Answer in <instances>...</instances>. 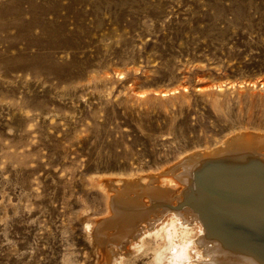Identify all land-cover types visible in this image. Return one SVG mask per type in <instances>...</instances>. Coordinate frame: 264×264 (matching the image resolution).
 <instances>
[{"label": "rangeland", "instance_id": "obj_1", "mask_svg": "<svg viewBox=\"0 0 264 264\" xmlns=\"http://www.w3.org/2000/svg\"><path fill=\"white\" fill-rule=\"evenodd\" d=\"M233 135L264 140V0H0V264H182L153 229L101 256L81 178Z\"/></svg>", "mask_w": 264, "mask_h": 264}, {"label": "bare ground", "instance_id": "obj_2", "mask_svg": "<svg viewBox=\"0 0 264 264\" xmlns=\"http://www.w3.org/2000/svg\"><path fill=\"white\" fill-rule=\"evenodd\" d=\"M192 153L156 170L81 178L83 189L105 199L90 230L101 256L107 244L139 251L153 229L152 235L165 231L167 242L188 245L182 264H264L263 138L233 135L211 153ZM156 257L158 264L171 259Z\"/></svg>", "mask_w": 264, "mask_h": 264}]
</instances>
